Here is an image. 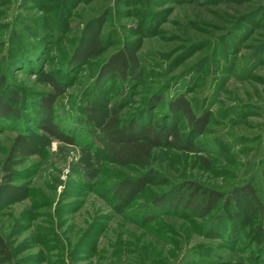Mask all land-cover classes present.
I'll return each mask as SVG.
<instances>
[{
	"label": "rangeland",
	"instance_id": "obj_1",
	"mask_svg": "<svg viewBox=\"0 0 264 264\" xmlns=\"http://www.w3.org/2000/svg\"><path fill=\"white\" fill-rule=\"evenodd\" d=\"M125 46L140 73L94 85ZM51 81L53 121L72 144L40 129ZM178 95L208 114L202 130L168 110ZM0 101L15 109L0 110V234L12 251L1 264H264L263 215L230 195L250 184L264 203V0H0ZM93 103L101 120L117 104L122 125L176 124L192 148L113 162L85 135ZM19 134L34 152L3 185ZM124 180L141 182L128 198L115 195ZM179 193L205 197L204 210L172 204Z\"/></svg>",
	"mask_w": 264,
	"mask_h": 264
},
{
	"label": "trees",
	"instance_id": "obj_2",
	"mask_svg": "<svg viewBox=\"0 0 264 264\" xmlns=\"http://www.w3.org/2000/svg\"><path fill=\"white\" fill-rule=\"evenodd\" d=\"M229 8L233 9L234 12L240 10L233 6H229ZM82 44L86 50H92L97 46L96 42L93 40L84 41ZM139 73V63L135 49L125 46L111 53L105 62H103L99 71V76L94 82V85H99L100 81L106 77L113 76L115 79L127 80L130 77H136ZM51 84L55 92L44 95L40 100L44 114L39 123L40 129L59 140L72 144L74 139L65 135L53 121V105L62 91L53 81H51ZM11 94V101L16 106L17 102L20 100V95L15 92ZM0 110L9 114L15 112V109L11 108L9 104L2 103L1 101ZM168 110L171 111L174 117L178 113L184 115L192 127L199 130L204 128L208 117L207 113L203 116L195 115L190 108L189 102L181 95H178L168 105ZM81 118L86 131V137L92 140V143L103 153L105 158L119 164L144 166L151 151L160 146L187 150L192 148L190 143H185V140L182 139L176 124H163L159 122L139 124L132 120L129 121L127 125H122L120 122V106L117 104H114L108 109V113L103 120H101L102 118L97 104L85 105L81 112ZM85 135H83V137H85ZM33 152V148L23 135L19 134L15 136L9 147L4 163L1 166V168L5 170V175H3L2 180L3 185L11 179L13 171L8 169L10 164L15 162L14 158L21 160L31 156ZM261 175L264 196V168ZM140 184L141 182L139 183V181H121L115 186V195L121 198H128L131 191L140 186ZM239 194H246L252 201V206L258 207L264 218V203L258 200L255 190L250 184H245L242 187L232 190L230 193L232 199L235 200H238ZM184 196V194L179 193L178 196L174 197L172 204H187L188 208H194L196 212L204 210L205 197L203 198L200 195L201 201H199V197L197 196H188L187 198ZM11 258L12 251L5 238L0 234V264L8 262Z\"/></svg>",
	"mask_w": 264,
	"mask_h": 264
}]
</instances>
